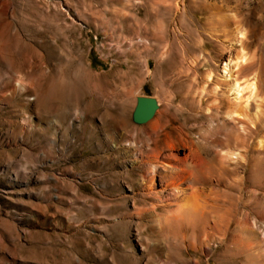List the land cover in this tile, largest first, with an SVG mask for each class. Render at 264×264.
<instances>
[{"label":"rangeland","instance_id":"rangeland-1","mask_svg":"<svg viewBox=\"0 0 264 264\" xmlns=\"http://www.w3.org/2000/svg\"><path fill=\"white\" fill-rule=\"evenodd\" d=\"M256 1L245 26L244 0H0V264H264V108L248 101L263 130L237 151L223 84L229 57L264 56ZM217 14L231 17L229 35ZM260 90L264 98L263 78ZM140 96L160 105L143 126L132 122ZM222 151L263 172L231 162L235 173L212 176L207 201L232 196L238 215L227 234L210 219L207 236H186L166 221L159 162ZM246 214L249 235L236 229Z\"/></svg>","mask_w":264,"mask_h":264},{"label":"bare ground","instance_id":"bare-ground-1","mask_svg":"<svg viewBox=\"0 0 264 264\" xmlns=\"http://www.w3.org/2000/svg\"><path fill=\"white\" fill-rule=\"evenodd\" d=\"M244 3L245 6L243 5ZM243 4L239 6V13H243L247 10L249 12V15H244L242 17L241 23L245 26L251 25L253 16L258 11H261L262 4L258 3L256 0H244ZM219 14H217V16L219 17L222 28H224L223 35L227 36L231 33L228 30L230 28L231 17L226 14ZM247 64L249 65L247 66ZM244 65H246L247 67H243ZM255 67V75H253L251 79H245L244 83H241L244 71H246L245 69L249 68L252 70ZM223 72V84L228 88L230 98L228 99L230 110L227 111L226 115L229 120L240 126L238 134L236 133L237 135L233 136L229 135L230 133H228V137H235L233 138V140L235 142L237 151L245 150L247 153L250 148L249 139L243 137H256L263 130L261 127V120L258 116V112H256V114H252V103L249 104L248 101L250 99L252 100L253 104L257 108L256 110L264 108V98H262L263 96L261 97L260 94L261 79L263 78L264 81V56L261 55L258 58L257 62H254L247 56L244 50H240L235 57L228 58V61H226L224 64ZM207 81L214 82V78L211 80L210 78H208ZM214 90V95H216L217 98L218 91L217 89ZM245 94H247V98H244ZM200 102L201 104H203L202 101ZM219 104H217L215 101V103L210 106L211 111L216 112L214 114L210 113V115L207 116L210 122H215L218 120L221 112V107L219 106ZM156 124H154L150 128L152 132H155L157 130L158 126ZM210 131L211 134H216L217 128H213ZM231 133L233 134L234 132ZM233 140L230 139L228 142H231ZM260 144H262V142H260ZM163 148L166 147L164 146ZM155 149L157 150V147H155ZM161 151L162 150H160L159 152L161 153ZM153 157L157 159L156 155H154ZM200 157L201 156H199V159H196V161L194 162H192L191 159V161L185 159L181 161L180 165L178 166L176 165V163L175 165H173L174 163L172 164L170 162L172 161V159H167V161L163 160L162 162L158 161L165 172L163 176H159L161 183L159 194L164 195V193L166 192H171L170 199L167 198V203L171 207V209L168 211L169 217L166 221H169L173 226L181 229L182 232H185V235L186 232L188 234V231H190V233L194 234L195 236L196 234L207 236L209 221L210 219H213V223L209 228L213 231V233L218 232L219 234L223 233L224 235L230 232V229L234 222L233 218L238 215V212H236L238 209H235L236 199H234V202L231 198L232 196H222L228 201L225 200L224 204H219L223 200H221L220 202L216 200V202L210 204L207 201V196L205 195L201 186L204 184L206 185V183L210 182L209 180L212 176L216 175L219 178L227 176L228 178L230 174L235 173L236 171L230 169L229 165L231 162L242 164L243 167L247 171H249L253 177H255L256 175H261L263 172V168L260 166V168L255 169L253 165H247V159L244 156L223 151L222 154H215L208 159H200ZM145 184L146 188L149 191H154L157 187V176L152 173L149 178L145 179ZM209 192L211 193V191ZM221 195L222 194H220V196ZM256 202V207L261 210L258 211L264 214V201L258 202L256 200ZM249 208H251V206ZM236 229L238 232H240V234L243 235L254 233L253 226L249 225L248 223L247 214L246 216H244L243 222L238 223ZM232 243H234V240L232 241Z\"/></svg>","mask_w":264,"mask_h":264},{"label":"water","instance_id":"water-1","mask_svg":"<svg viewBox=\"0 0 264 264\" xmlns=\"http://www.w3.org/2000/svg\"><path fill=\"white\" fill-rule=\"evenodd\" d=\"M160 105L152 97L140 96L136 98V105L132 113V122L137 126L148 124L155 117Z\"/></svg>","mask_w":264,"mask_h":264},{"label":"trees","instance_id":"trees-1","mask_svg":"<svg viewBox=\"0 0 264 264\" xmlns=\"http://www.w3.org/2000/svg\"><path fill=\"white\" fill-rule=\"evenodd\" d=\"M91 61H92V66H93L94 68H97L98 66H103V64L100 63L99 61H97L96 58H92Z\"/></svg>","mask_w":264,"mask_h":264}]
</instances>
